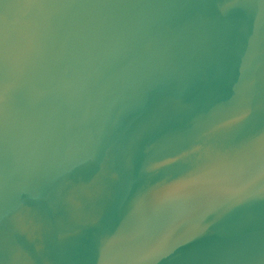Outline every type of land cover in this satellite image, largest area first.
<instances>
[{
  "label": "water",
  "instance_id": "water-1",
  "mask_svg": "<svg viewBox=\"0 0 264 264\" xmlns=\"http://www.w3.org/2000/svg\"><path fill=\"white\" fill-rule=\"evenodd\" d=\"M0 264H264V0H0Z\"/></svg>",
  "mask_w": 264,
  "mask_h": 264
}]
</instances>
